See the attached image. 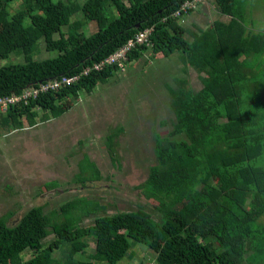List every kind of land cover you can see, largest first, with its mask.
I'll return each instance as SVG.
<instances>
[{
    "label": "trees",
    "instance_id": "obj_1",
    "mask_svg": "<svg viewBox=\"0 0 264 264\" xmlns=\"http://www.w3.org/2000/svg\"><path fill=\"white\" fill-rule=\"evenodd\" d=\"M16 1L0 0V59L16 54L23 63L0 68V97L90 71L0 113V130H20L24 123L33 128L39 117L67 113L81 93L92 94L121 71L111 65L96 72L93 65L146 30H152L148 43L132 50L127 64L150 51L165 58L178 53L183 67L178 63L179 79L170 90L171 128L153 134L154 162L135 187L155 206L159 221L142 209L107 215L85 198L48 213L32 207L14 226H8L9 212L0 217V264H118L130 241L151 250L156 264H264V30L248 29L254 6L244 0H18L11 14ZM186 2L194 7L183 11ZM203 5H212L208 10L218 18L196 34L186 19ZM79 13L83 18L72 21ZM87 22L96 25L88 37L82 31ZM39 40L57 55L34 60ZM192 73L197 92L187 79ZM108 131L104 142L114 161L123 129ZM78 167L73 183L102 180L86 155ZM83 216L93 218V225L80 227ZM91 244L94 254L80 259ZM26 251L30 257L24 260Z\"/></svg>",
    "mask_w": 264,
    "mask_h": 264
},
{
    "label": "rangeland",
    "instance_id": "obj_2",
    "mask_svg": "<svg viewBox=\"0 0 264 264\" xmlns=\"http://www.w3.org/2000/svg\"><path fill=\"white\" fill-rule=\"evenodd\" d=\"M18 1V0H17ZM9 5L12 14L19 2ZM83 1H81L82 3ZM253 10L255 30H264V0H244ZM200 10L197 23L206 25L212 21L208 10ZM209 7V8H208ZM75 16L72 21L83 17ZM184 20V19H183ZM82 31L85 36L96 32L94 22H87ZM186 26L191 30L190 18ZM67 31V27H62ZM54 38H58L57 35ZM187 40L190 38L186 35ZM38 53L33 59L41 61L54 58L56 52H47L45 43L39 40ZM179 54L165 58L152 56L147 51L138 61L126 64L124 70L114 73L106 84L99 85L92 94L81 93L71 104L70 110L59 118L44 120L39 117L35 127L20 130H0V217L13 213L8 226H14L32 207L41 206L45 213L66 202L85 198L105 208L107 215L130 213L142 209L159 221L155 206L149 204L135 187L147 177V167L153 164V134L170 130L173 113L170 108V90L176 89ZM23 56L9 55L0 59V68L22 64ZM197 92V74L187 78ZM201 87V86H200ZM199 89V90H198ZM255 105V104H254ZM250 107L245 106L244 110ZM121 127L113 161L105 145L109 128ZM86 155L95 163L102 180L95 183H73L79 173V162ZM264 166V158L259 160ZM56 183L50 190L45 184ZM94 219L83 216L79 226L88 228ZM53 236L43 240L46 246ZM130 250L118 264H156L155 254L145 245L130 241ZM80 259L88 260L94 254L91 244ZM24 253V260L29 259ZM58 259L60 254L54 251ZM106 264V263H95Z\"/></svg>",
    "mask_w": 264,
    "mask_h": 264
},
{
    "label": "built area",
    "instance_id": "obj_3",
    "mask_svg": "<svg viewBox=\"0 0 264 264\" xmlns=\"http://www.w3.org/2000/svg\"><path fill=\"white\" fill-rule=\"evenodd\" d=\"M195 2H200L202 0H194ZM193 3L186 2L184 3L182 10L192 8ZM152 30H146L139 33L133 40H129L123 47L116 51L113 55L106 58L105 60L95 63L91 70L99 72L103 67L117 65L120 70H124L128 61L129 53L136 49L138 45L148 43V37L151 34ZM90 70H85L82 72L81 76H72L71 78L63 77L59 81L53 80L47 83H41L38 87L28 88L20 95H11L8 97H0V113L6 112L10 107H14L19 103H27L29 99L36 98L39 95H45L51 92H57L60 89L69 86L72 83L77 82L80 77L87 76Z\"/></svg>",
    "mask_w": 264,
    "mask_h": 264
},
{
    "label": "crops",
    "instance_id": "obj_4",
    "mask_svg": "<svg viewBox=\"0 0 264 264\" xmlns=\"http://www.w3.org/2000/svg\"><path fill=\"white\" fill-rule=\"evenodd\" d=\"M203 6H204V9H206V8H205V5H203ZM203 6H201V7H203ZM201 7H200V8H201ZM199 12H200L199 9H198V10H195L194 13H192L193 15H190V16L186 19V21H187V20L190 18L191 32L196 33V34H198V33L200 32L199 29H203V30H205V29L208 27L207 25L210 23V21L207 22V19H206V25H205V26H201V25H199V24L197 23V17H199ZM210 13L212 14L211 11H210ZM217 18H218V16H217L216 14H212V21H214V20L217 19ZM212 21H211V22H212ZM254 25H255L254 22L248 24V29H249L251 32H254V33L260 32L259 30H255Z\"/></svg>",
    "mask_w": 264,
    "mask_h": 264
}]
</instances>
